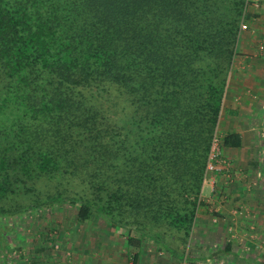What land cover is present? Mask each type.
I'll return each instance as SVG.
<instances>
[{"label": "trees", "instance_id": "1", "mask_svg": "<svg viewBox=\"0 0 264 264\" xmlns=\"http://www.w3.org/2000/svg\"><path fill=\"white\" fill-rule=\"evenodd\" d=\"M249 2L0 0V215L68 202L186 258Z\"/></svg>", "mask_w": 264, "mask_h": 264}, {"label": "rangeland", "instance_id": "2", "mask_svg": "<svg viewBox=\"0 0 264 264\" xmlns=\"http://www.w3.org/2000/svg\"><path fill=\"white\" fill-rule=\"evenodd\" d=\"M247 7L248 12L252 14V19L246 21L247 29L241 30L236 54L233 65H237V57L243 52L240 49L243 32H249L258 29L260 22L258 21V10L263 8V0H249ZM253 27V29H252ZM252 32V31H251ZM252 35L254 36L253 32ZM257 42L256 51L263 53L264 39L262 37ZM234 66H232L233 68ZM232 72V70H231ZM227 114H222L219 126L214 133L212 147L217 148L219 152L220 170L217 172H206V178L200 198L201 206L198 209L195 224L190 238V243L186 247V258L173 256L165 247L148 236H142L140 232L132 228L114 227L103 218L94 214L89 220L80 222L77 218V207L68 202L53 203L45 205L37 209L27 210L16 215H0V235L3 243H0V264H52L54 262L61 263L60 260H69L75 262L77 255L73 251V246L80 242H93L105 237V232L101 230L94 234L98 228L109 229L110 233L116 231L119 242L126 243L129 236L139 237L144 242V247L151 249L149 253H153L151 258L157 259L163 257L169 259L171 264H259L254 255L258 252L251 246L249 248L241 247L244 237L254 242L255 233H243L239 227L238 217H226V212L222 211L223 207H229L231 210H240L231 201L230 195L224 190L218 188L216 179L220 178L223 172L232 165L225 158L223 151V120L227 119ZM211 156V152L210 155ZM211 164V163H210ZM230 167L228 178L232 180L234 176ZM214 183L212 194H207L209 187L206 184ZM223 189V188H222ZM210 193V192H209ZM201 212V213H200ZM200 214V215H199ZM208 218H207V217ZM198 219L197 221V218ZM254 219V218H251ZM225 223V224H224ZM216 225L217 230L207 233H195L194 229L197 225L207 227ZM224 225V226H223ZM238 226V227H237ZM102 236V237H101ZM251 243V244H252ZM234 244L237 251L236 256L227 255L222 249ZM213 247V249H212ZM241 247V248H239ZM219 249V250H218ZM176 257V258H175ZM63 261V260H62Z\"/></svg>", "mask_w": 264, "mask_h": 264}, {"label": "crops", "instance_id": "3", "mask_svg": "<svg viewBox=\"0 0 264 264\" xmlns=\"http://www.w3.org/2000/svg\"><path fill=\"white\" fill-rule=\"evenodd\" d=\"M258 12L259 27L258 29L252 27L251 30L254 36L251 31L243 32L240 42V49L243 52L237 57V65H233L223 108V114L228 116L223 120V137L238 133L242 136V145L223 146L225 158L232 165L222 173L223 176L216 179V183L218 188L225 189L230 195L229 203L236 204L240 209L230 210V205L223 207L222 211L226 212V217L240 218V230L243 233H255L254 242L244 237L241 247L246 249L249 248L246 246H251L257 252L259 250L254 257L259 264H264V51L263 53L256 51V42L260 39L258 37L264 39V5ZM230 167L233 172L236 171L232 173L234 176L232 180L228 179L229 177L225 179ZM213 182L215 181L206 184L209 187L207 192L209 195L212 194ZM200 218L198 217L197 221ZM215 229L217 230V227L214 224L207 227L197 225L193 235L212 232ZM92 230H95L94 234L99 233L96 230H101L106 236L100 240L93 238L94 241L90 244L80 242L73 246V251L77 255L75 262L62 259L61 263L52 264H171L169 259L163 257L151 258L153 253H149L151 249L144 247V242L140 247H136L127 242L120 243L116 231L110 233L109 229L105 228ZM234 246L232 244V247L229 245L230 249H227V246L222 250L228 253L227 255L236 256Z\"/></svg>", "mask_w": 264, "mask_h": 264}, {"label": "built area", "instance_id": "4", "mask_svg": "<svg viewBox=\"0 0 264 264\" xmlns=\"http://www.w3.org/2000/svg\"><path fill=\"white\" fill-rule=\"evenodd\" d=\"M247 23L243 22L241 25V30H246L247 29ZM217 148L214 146L213 149L211 150V156L209 157L210 160L208 162L207 170L209 169L210 171L217 172V170H220V161L225 162L224 160H221L219 152L216 153ZM211 163V164H210Z\"/></svg>", "mask_w": 264, "mask_h": 264}]
</instances>
